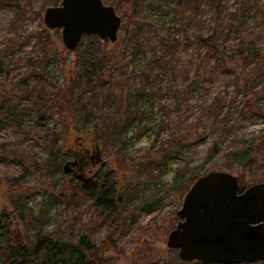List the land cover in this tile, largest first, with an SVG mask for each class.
<instances>
[{"label": "rangeland", "instance_id": "374dc122", "mask_svg": "<svg viewBox=\"0 0 264 264\" xmlns=\"http://www.w3.org/2000/svg\"><path fill=\"white\" fill-rule=\"evenodd\" d=\"M61 1L0 0V57L4 61L0 96L2 101L22 106L35 100L42 108L0 125V216L15 214L13 231L24 242L60 237L77 243L82 235L89 236L96 248L86 252L87 260L96 264H177V252L166 246V238L178 220L176 212L191 177L227 171L237 176L242 187L264 182V149L257 153V164L248 168L230 156L250 143H261L264 117L245 109L246 92L235 86L231 76L227 79L219 72L211 74L213 81L201 94L183 90L166 97L156 94L159 86L169 91L170 85L183 88L186 81L174 77L169 82L168 75L163 78L155 69L147 84V74L138 63L140 55H132L136 50L125 27H120L116 42L84 36L74 50L68 49L62 29L49 28L44 18L46 9ZM118 1L124 3L104 0L111 5ZM240 3L226 0L225 5L233 10ZM244 11L245 32L253 33L261 57L234 63L243 73L248 71L264 105V10L253 15ZM203 14V23L196 27L206 34L209 17L206 11ZM135 26L143 31L148 27L143 22ZM169 33L178 40L181 55L195 48L194 42L189 46L185 41L194 29L181 30L177 24ZM218 37L225 36L220 33ZM237 38L232 33L226 43L233 44ZM10 44L13 49L5 56ZM132 58L136 61L131 62ZM197 61L189 60L190 79L196 74ZM126 67L130 70L123 75ZM235 74L240 76L239 68ZM24 80L28 85L21 83ZM66 86L74 89L75 97L70 110L63 112L66 101H51L48 93ZM147 86L153 90L149 92ZM31 89L34 94L28 96ZM215 95L223 98L222 107L208 114L200 103L204 98L210 102ZM43 103L55 105L56 111H44ZM162 104L167 105V112L162 111ZM129 115L134 121L124 132L121 128ZM69 121L71 135L64 129ZM66 140L90 149L96 143L101 162L86 164L82 173L76 168L67 172L65 164L74 160V153ZM75 173L92 179L82 182ZM95 184L101 192L111 186L119 189V211L104 208L106 202L98 203ZM16 205L25 209L30 228L18 221ZM241 264H264V260Z\"/></svg>", "mask_w": 264, "mask_h": 264}, {"label": "trees", "instance_id": "16d2710c", "mask_svg": "<svg viewBox=\"0 0 264 264\" xmlns=\"http://www.w3.org/2000/svg\"><path fill=\"white\" fill-rule=\"evenodd\" d=\"M3 1L10 2V0ZM225 2L226 0H124V3L118 1L113 6L118 14L122 13V17L120 16L122 18L121 26L127 28V32L130 33V39L133 40L134 45L132 47L135 46L136 51L132 55H140L138 63L142 65L141 69L144 74H147V84L152 77L150 72L155 69L163 78L168 75L170 77L168 79L169 82L174 77H179L186 81L183 88H175V86L170 85L168 88L172 89L169 91H162L163 87L159 86L155 91L156 94L159 92L161 93L160 96L164 94L166 97L169 94L175 95L181 90L185 93H192L193 91L201 94V89L205 90V86H208L213 81L211 74L219 72L227 79L231 76L235 86H240L241 91L246 92L243 95L244 108L264 117V105L259 101L260 91L254 89L255 82L251 83L252 80L248 71L243 73L244 70L234 63L236 59L247 61L250 57L257 60L261 57L262 49L255 45L253 33L245 32L247 26L243 22L242 17L246 15L244 8L250 10L252 15L260 14V11L264 10V2L241 0L240 6L233 10L226 7ZM143 9H146L147 13ZM204 11L208 13L209 17L207 22L209 32L206 34L197 30L198 28L196 27V25L203 23L201 17L204 15ZM139 22L147 24V31H143V27L141 29L135 26ZM177 24H180L181 30L191 31L194 29L193 36L187 34L185 41L189 46H191V42H194L195 48L193 50L189 49L184 55L180 54L178 40L169 33V30ZM140 33H142V38H140ZM220 33L225 36L224 39L218 37ZM232 33H237L238 38L233 44H227L226 38H230ZM217 38L220 39L217 40ZM13 45L10 44L8 49L6 47L5 56L12 51ZM194 59L198 60L195 69L196 74L193 79H190L189 60L192 61ZM181 60H186L187 62ZM135 61L132 58L131 62ZM92 65L94 66L95 64ZM3 67L4 61L0 57V71H4ZM135 67L137 68L138 66ZM238 68L240 76L235 74ZM128 70L130 69L126 67L125 71L123 70L122 72L123 75L128 73ZM187 79L190 80L188 81ZM21 83L28 85L27 80ZM71 89V86H66L59 88L56 92L48 93L51 101L56 99L66 101L67 105L63 106V112L70 110L68 105L72 103L75 97L74 89L72 91ZM147 90L150 92L153 89L147 86ZM221 92L222 89L218 93ZM27 93L28 96L33 95L34 90L31 89ZM222 101L224 100L220 95H215L210 102H207L206 98H204L200 104H203L202 106L207 109L208 114H212L215 109L222 107ZM42 106H45L44 111H56L53 104L45 105L43 103ZM35 109H42L41 105L37 104L35 100L30 105L22 106L19 103L11 104L8 100L2 101L0 96V115H3L0 125L7 122L13 123L20 116L31 115L35 112ZM161 109L163 112L168 111L167 105L162 104ZM40 117H43V115H40ZM133 121L134 118L129 115L125 126L121 130L124 132L129 130ZM64 129L68 135H71L73 130H70L72 129L70 121ZM138 130L140 133L142 132L140 127H138ZM259 138L261 139L259 145L252 146L253 143H250L246 148L232 152L230 156L233 157L234 162L242 165L243 168H248L251 164H257V153L264 149V134ZM89 140L91 141V139ZM71 141L68 142L66 140L68 146L73 149L74 159H79L83 147L79 144H72ZM56 144L57 141H54L53 146ZM95 145L97 144H92V147ZM2 149L3 147L0 145V151ZM175 150L178 153V148ZM193 177L190 178L191 183L197 178ZM94 187L93 193L98 198V203L106 202L104 208L114 209V212L119 211L121 199L119 189L115 190L114 186H111V189L107 188L104 192H101L96 188V184ZM16 210L20 218L18 221L25 223L30 228L31 221H28L25 209L21 205H16ZM15 217V214L14 217L4 214L0 216V264H96L87 260L86 252L96 248L95 243L91 242L89 236L82 235L77 243L68 242L60 237L53 239L47 237L36 238V240L28 239L24 242L19 235L16 236L14 234L13 224ZM108 239H111V237ZM176 262L177 264H199L196 261H181L178 256Z\"/></svg>", "mask_w": 264, "mask_h": 264}, {"label": "water", "instance_id": "95a60500", "mask_svg": "<svg viewBox=\"0 0 264 264\" xmlns=\"http://www.w3.org/2000/svg\"><path fill=\"white\" fill-rule=\"evenodd\" d=\"M44 18L49 28L62 29L63 43L70 50L84 36L116 42L122 24L115 7L104 0H62L48 7ZM94 147L99 155L100 147ZM78 162L67 161L66 171ZM75 176L86 183L92 179ZM176 215L166 246L181 261L241 264L264 260V182L241 187L236 175L209 171L189 185Z\"/></svg>", "mask_w": 264, "mask_h": 264}, {"label": "flooded vegetation", "instance_id": "af4514ba", "mask_svg": "<svg viewBox=\"0 0 264 264\" xmlns=\"http://www.w3.org/2000/svg\"><path fill=\"white\" fill-rule=\"evenodd\" d=\"M94 149H95V147L92 148V149H90V148H83V150L81 151V154H80V158L78 159V161H79L78 163L79 164L77 166H72V168H74V169L76 168V169H78L79 172L82 173L83 170L85 169L86 164H88V163H91L92 164V163H99V162H101L100 158L98 157L99 155L97 154L98 151L96 149L95 150ZM92 150H94V151H92ZM82 182H84V181H82Z\"/></svg>", "mask_w": 264, "mask_h": 264}]
</instances>
